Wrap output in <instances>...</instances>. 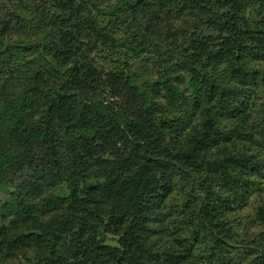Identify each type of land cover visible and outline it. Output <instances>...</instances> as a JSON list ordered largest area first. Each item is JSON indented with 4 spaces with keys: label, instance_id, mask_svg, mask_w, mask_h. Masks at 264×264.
I'll return each instance as SVG.
<instances>
[{
    "label": "trees",
    "instance_id": "obj_1",
    "mask_svg": "<svg viewBox=\"0 0 264 264\" xmlns=\"http://www.w3.org/2000/svg\"><path fill=\"white\" fill-rule=\"evenodd\" d=\"M109 1L0 3V264H264V0Z\"/></svg>",
    "mask_w": 264,
    "mask_h": 264
},
{
    "label": "rangeland",
    "instance_id": "obj_2",
    "mask_svg": "<svg viewBox=\"0 0 264 264\" xmlns=\"http://www.w3.org/2000/svg\"><path fill=\"white\" fill-rule=\"evenodd\" d=\"M2 1L4 0H0V3H2ZM113 2L114 0H110L108 3H113ZM116 35L118 36V33H116ZM104 55L106 54H103L98 58L99 64L103 63L105 65L111 66L120 63L122 60V56L120 55H118L119 57L117 55H109L108 57H105ZM122 66H124L125 69H129L132 72L138 83L142 85L147 83L151 89L156 90L157 91L156 93L161 95L159 98L160 101L162 102H164L168 96H172L175 93L178 92L184 93L186 91L188 92L191 89H193V87H191L188 83V76H189L188 73L182 68L177 67L174 60H171L167 64V67L168 69H170L169 67L172 68L176 67L177 70L174 71L168 78L165 77L163 78L162 76L158 75V72H156L152 61H150L147 58L144 59L138 58L136 60L134 58H128L127 60L125 59V61L122 64H120L121 68ZM252 97H254L253 94L250 100H252ZM256 105L258 104L254 102V105H252V107ZM253 109L254 111L252 112H253V116L255 117L264 114V111L261 109H257V108H253ZM261 191L263 192V189H261L259 192ZM53 192L56 195L63 197L68 194V189L66 185L63 184L54 188ZM256 195L257 193L254 191L250 193V197L247 200L248 201L247 206L241 211V214L246 216L250 214L252 206L256 204V202L254 201ZM7 197H8V190L5 188V186L0 184V205L1 202H3ZM250 229H254V230L258 229V225L253 224L251 225ZM6 264H26V263L18 258H12L8 260Z\"/></svg>",
    "mask_w": 264,
    "mask_h": 264
}]
</instances>
